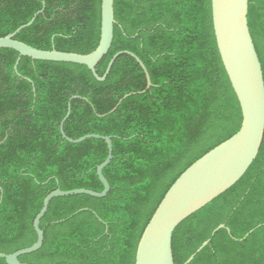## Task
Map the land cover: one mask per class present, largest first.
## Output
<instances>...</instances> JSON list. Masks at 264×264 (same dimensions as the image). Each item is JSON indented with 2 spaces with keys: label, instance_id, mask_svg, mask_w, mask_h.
Listing matches in <instances>:
<instances>
[{
  "label": "trees",
  "instance_id": "16d2710c",
  "mask_svg": "<svg viewBox=\"0 0 264 264\" xmlns=\"http://www.w3.org/2000/svg\"><path fill=\"white\" fill-rule=\"evenodd\" d=\"M41 10L15 40L80 55L97 48L101 0H0V38ZM113 11L112 43L95 71L102 77L116 54L132 53L148 73V89L128 55L99 82L83 65L27 57L16 73L18 53L0 49V254L35 244L33 221L51 192L103 191L96 169L107 158L106 143L73 144L61 136L70 98L77 97L63 133L71 140L109 137L112 144L102 171L108 194L53 198L39 224L43 244L21 263L135 264L139 240L168 189L240 129L211 0H114ZM247 22L264 79V0H248ZM220 225L229 233L221 229L211 238ZM210 238L189 264H264V138L239 181L176 227L174 264Z\"/></svg>",
  "mask_w": 264,
  "mask_h": 264
},
{
  "label": "water",
  "instance_id": "95a60500",
  "mask_svg": "<svg viewBox=\"0 0 264 264\" xmlns=\"http://www.w3.org/2000/svg\"><path fill=\"white\" fill-rule=\"evenodd\" d=\"M113 4L114 0H101L99 44L90 54L63 53L54 49L42 51L15 40L21 30L34 23L37 15L42 10L37 12L29 23L19 27L15 32L4 38H0V49H10L18 53V59L14 66L16 73L20 58L27 57L37 61L83 65L89 69L93 77L99 82H103L107 78L118 57L128 55L141 67L146 78V89H148L151 86L148 73L142 62L132 53L124 51L116 54L111 59L102 77H99L95 71L96 66L107 54L112 43L113 27L115 25ZM247 12L248 0H211L212 26L216 46L240 106L242 115L240 129L232 137L189 166L168 189L139 240L135 264H174L172 234L176 227L237 183L258 155L264 138V79L249 32ZM127 96H124V98ZM76 98L74 96L68 102L67 114L59 127L61 136L73 144L91 138L100 139L106 143L108 148L107 158L96 169V174L103 185V191L97 193L79 189L64 192L56 189L47 195L41 211L33 221V228L37 235L35 244L9 255L0 254V259H4L6 264H27L19 262L18 258L36 252L41 248L44 233L39 224L53 198L73 195L104 198L110 190L102 171L112 159L111 139L109 137L87 135L77 140H71L63 133L64 122L70 114V102ZM121 101L122 99L119 102ZM221 229H226L225 225L218 226L212 232L211 238ZM227 232L229 233V230ZM211 238L205 241L184 264H189L196 254L208 246Z\"/></svg>",
  "mask_w": 264,
  "mask_h": 264
}]
</instances>
